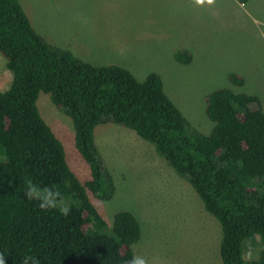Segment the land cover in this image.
I'll list each match as a JSON object with an SVG mask.
<instances>
[{"label":"trees","instance_id":"obj_1","mask_svg":"<svg viewBox=\"0 0 264 264\" xmlns=\"http://www.w3.org/2000/svg\"><path fill=\"white\" fill-rule=\"evenodd\" d=\"M241 4L247 0H239ZM0 55L12 75L0 92V255L5 264H126L141 228L129 211L107 224L87 192L112 199L113 179L104 167L95 128L112 123L153 146L177 176L186 180L204 210L219 224L221 264H264V112L257 96L218 89L204 98L213 124L199 133L168 98L160 76L139 81L127 69L97 66L48 44L35 32L18 0H0ZM189 65L192 55L175 52ZM231 84L243 79L230 74ZM39 93L72 122L74 145L90 171L81 184L70 171L63 146L36 105ZM251 104L257 109L249 108ZM57 188L68 206L41 210L25 196L26 182ZM260 237L256 261H246L243 242ZM31 264V262H29Z\"/></svg>","mask_w":264,"mask_h":264},{"label":"rangeland","instance_id":"obj_2","mask_svg":"<svg viewBox=\"0 0 264 264\" xmlns=\"http://www.w3.org/2000/svg\"><path fill=\"white\" fill-rule=\"evenodd\" d=\"M37 34L53 46L97 66L116 65L141 81L158 74L168 98L192 128L208 135L212 123L204 98L218 89L257 96L264 112V0L254 6L239 0H18ZM192 55L189 65L175 52ZM235 74L241 86L229 82ZM12 81L0 55V92ZM38 112L63 146L65 161L81 184L90 179L74 145L71 120L39 93ZM255 110L257 105L251 104ZM96 146L115 191L101 201L87 192L107 224L119 211L138 220L141 238L134 255L148 264H221V230L188 182L133 131L112 123L96 127ZM259 236L243 242L246 261L261 252Z\"/></svg>","mask_w":264,"mask_h":264},{"label":"clouds","instance_id":"obj_3","mask_svg":"<svg viewBox=\"0 0 264 264\" xmlns=\"http://www.w3.org/2000/svg\"><path fill=\"white\" fill-rule=\"evenodd\" d=\"M198 5H213L215 0H195ZM25 196L28 199H37L40 201L39 207L41 210H51L57 209L61 212L62 215L67 216L70 208L68 206H62L64 204V198L62 193L55 187L52 186H39L33 183L31 180L26 182V191ZM39 264V261L32 256H26L24 258V264ZM0 264H5L4 258L0 255ZM126 264H148V261L145 257L141 255H134Z\"/></svg>","mask_w":264,"mask_h":264},{"label":"crops","instance_id":"obj_4","mask_svg":"<svg viewBox=\"0 0 264 264\" xmlns=\"http://www.w3.org/2000/svg\"><path fill=\"white\" fill-rule=\"evenodd\" d=\"M256 0H247L246 1V5H252V6H254V2H255ZM245 4V3H244ZM243 5V4H242ZM100 126V125H99ZM98 127V126H97ZM95 135H96V128H95V131H94V139H95V141H96V137H95Z\"/></svg>","mask_w":264,"mask_h":264}]
</instances>
